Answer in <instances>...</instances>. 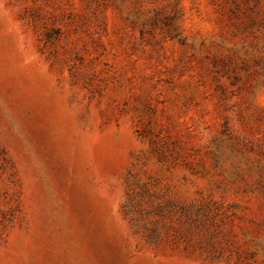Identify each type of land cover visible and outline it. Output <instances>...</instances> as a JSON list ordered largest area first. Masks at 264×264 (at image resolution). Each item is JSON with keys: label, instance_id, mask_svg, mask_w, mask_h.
<instances>
[{"label": "rangeland", "instance_id": "374dc122", "mask_svg": "<svg viewBox=\"0 0 264 264\" xmlns=\"http://www.w3.org/2000/svg\"><path fill=\"white\" fill-rule=\"evenodd\" d=\"M0 264H264V0H0Z\"/></svg>", "mask_w": 264, "mask_h": 264}]
</instances>
